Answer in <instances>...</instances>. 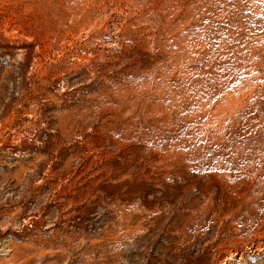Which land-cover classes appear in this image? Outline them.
<instances>
[{
	"label": "bare ground",
	"instance_id": "bare-ground-1",
	"mask_svg": "<svg viewBox=\"0 0 264 264\" xmlns=\"http://www.w3.org/2000/svg\"><path fill=\"white\" fill-rule=\"evenodd\" d=\"M91 12L75 8L62 19L66 32L44 37L0 20V56L8 57L0 64V81L21 76L19 93L0 98V186H22L16 198L0 199L6 227L0 235L13 237L3 247L0 264H123L133 249L140 250L144 264H216L219 258L209 244L199 259L186 249L202 231L197 223L200 198L183 193V188L192 190L195 175L190 171L180 182V165L193 169L197 159L193 140L181 132V119L132 115L128 57L97 63L91 43L101 41L104 32L99 37V31L91 32L84 41L71 32ZM80 67L84 69L78 72ZM60 78L85 81L62 92L55 85ZM103 104L106 112H100ZM41 124L52 130L47 138H42ZM6 151L26 156L10 166L4 164ZM240 151L235 146L227 162L236 163ZM220 194L217 188L215 200ZM47 196L37 217L27 212L31 201ZM97 208L105 213L94 226L89 219ZM23 222L31 225L16 230Z\"/></svg>",
	"mask_w": 264,
	"mask_h": 264
},
{
	"label": "rangeland",
	"instance_id": "rangeland-1",
	"mask_svg": "<svg viewBox=\"0 0 264 264\" xmlns=\"http://www.w3.org/2000/svg\"><path fill=\"white\" fill-rule=\"evenodd\" d=\"M75 8L95 11V15H87L77 29L70 28L73 36L84 41L91 32L99 31L98 37L105 34L101 41L91 43L97 63L128 57L132 115L181 119L185 124L180 126L181 132H188L193 140L197 159L193 169L180 165V182L184 183L190 171L195 175L194 187L183 188V193L200 198L197 223L202 231L186 249L199 259L207 254L209 244V251L219 258L216 264H264V0H0V20H8L15 30L23 28L44 37L66 32L68 24L62 19ZM6 59L0 56V64ZM28 75L29 71L24 76ZM13 77L0 81L1 99L19 93L21 76ZM85 80L74 83L60 78L55 85L63 92L66 86L74 88ZM100 110L106 112L108 106L103 104ZM40 131L47 138L52 130L41 124ZM233 146H240L241 151L236 163L229 164ZM6 152L4 164L10 166L19 156H26ZM217 188H221L219 200L214 197ZM21 189L17 183L3 184L0 199L16 198ZM46 200L48 196L40 205L31 201L27 212L37 217ZM104 211L91 212V225L102 222ZM1 221L2 217L0 232L6 228ZM25 225L31 224L23 222L15 229ZM206 236L210 237L205 240ZM12 239L9 234L0 235V257ZM139 255L140 250L133 249L123 264L133 260L144 264Z\"/></svg>",
	"mask_w": 264,
	"mask_h": 264
}]
</instances>
